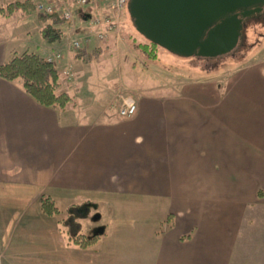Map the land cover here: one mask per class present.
Masks as SVG:
<instances>
[{"label":"crops","instance_id":"crops-1","mask_svg":"<svg viewBox=\"0 0 264 264\" xmlns=\"http://www.w3.org/2000/svg\"><path fill=\"white\" fill-rule=\"evenodd\" d=\"M12 1L23 0L0 7ZM31 18L0 16V64L14 51V24L38 30H23L24 50L44 56L59 44L42 39L43 23ZM171 86L136 93L131 117L99 122L72 119L69 107L43 106L20 80L0 78V199L81 207L78 222L99 223V238L87 263L92 245L72 242L77 264H230L264 213V61ZM55 215L46 216L57 227Z\"/></svg>","mask_w":264,"mask_h":264},{"label":"rangeland","instance_id":"rangeland-1","mask_svg":"<svg viewBox=\"0 0 264 264\" xmlns=\"http://www.w3.org/2000/svg\"><path fill=\"white\" fill-rule=\"evenodd\" d=\"M77 7L78 11L75 9ZM82 7L85 6L77 3L70 5L72 19H64L63 27L58 26L61 40L54 49L55 53L60 51L62 56L53 62L59 71L60 90L64 91L68 87L69 95L72 94L73 97L74 105L67 106L76 116H72V119L84 117L99 122L115 120L120 117L118 108L122 100L126 97L134 100L133 96L138 92L155 88L173 89L171 84L187 78L224 74L238 66L264 61V15L259 12L246 17L240 41L232 52L207 62L194 55L178 54L163 46L156 48L155 60L147 59L135 48L137 43H146L147 40L135 29L128 11L124 9L117 21L118 30L114 32L117 35L107 32L103 38L98 39L93 34L89 44L82 46L87 50L98 47L102 49L98 58L84 64L75 58L76 51L81 48H73L71 42L75 39L81 40L85 33H89V18L93 15L102 16L104 12H111L112 9L107 0L92 1L87 12ZM37 11L36 8L30 12L35 16L31 19L38 20ZM31 19L27 21L32 22ZM14 25L17 32L13 31L12 48L21 52L23 30L31 29L32 36L37 35L38 30L29 22ZM99 28L102 30L105 25ZM27 49L35 50L33 47ZM46 55L53 56V53L47 52ZM26 201V196L18 199L5 195L0 199V220H4L1 221L3 227L0 228V233L7 244V250L3 258L0 256V262L77 264L76 251L80 248L72 243L74 234L79 232L86 238L91 237L94 232H98L95 229L99 223L78 222L81 213L84 215V210L81 207L77 210L75 207L76 210L67 212L60 209L56 213L55 216L58 215L59 219L56 227L52 220L40 213L37 206H25ZM90 212L93 211L90 209ZM246 230L230 264H264V213H261L259 220L256 219L247 226ZM94 247L92 245L86 248L84 263L96 260L91 257ZM66 251L68 252L64 253Z\"/></svg>","mask_w":264,"mask_h":264},{"label":"water","instance_id":"water-1","mask_svg":"<svg viewBox=\"0 0 264 264\" xmlns=\"http://www.w3.org/2000/svg\"><path fill=\"white\" fill-rule=\"evenodd\" d=\"M264 0H129L135 29L181 55L214 59L232 52L246 17ZM239 11V12H237ZM240 15V17H238Z\"/></svg>","mask_w":264,"mask_h":264},{"label":"trees","instance_id":"trees-1","mask_svg":"<svg viewBox=\"0 0 264 264\" xmlns=\"http://www.w3.org/2000/svg\"><path fill=\"white\" fill-rule=\"evenodd\" d=\"M125 9L128 11V4ZM18 10L24 14H29L36 10V4L30 0L12 1L0 7V16L9 17ZM36 15L38 20L44 24L39 31L42 39L50 43L60 41L61 32L57 28L62 26L64 19L59 13L46 14L37 11ZM157 47V44L148 40L146 43L135 45V48L149 60L156 59ZM101 53L102 49L99 47L92 50L81 48L76 51L75 58L84 64H89L93 59L98 58ZM59 76L56 65L47 61L45 56L34 50L11 51L10 56L0 64L1 79L6 81L20 80L23 90L36 102L46 107L64 110L68 105H74V101L68 92L60 90ZM40 210L46 215L58 213L53 199L49 196L41 197ZM98 238L97 233L88 238L76 233L72 238V242L80 247H86L94 244Z\"/></svg>","mask_w":264,"mask_h":264},{"label":"built area","instance_id":"built-area-1","mask_svg":"<svg viewBox=\"0 0 264 264\" xmlns=\"http://www.w3.org/2000/svg\"><path fill=\"white\" fill-rule=\"evenodd\" d=\"M92 1L99 0H53V2L48 3H38L36 8L46 14L59 13L63 19H72V10L70 5L72 3H77L79 5L88 6ZM112 11L104 12L102 16L93 15L89 18L90 31L87 32L81 40L75 39L71 42L73 48H81L82 46H87L91 41L92 35L94 34L96 38L101 39L105 36V33H114L118 30V18L121 12L124 11L128 0H107ZM109 12V13H108ZM108 13V14H107ZM102 18L104 20H102ZM105 28L100 30V26ZM115 34V33H114ZM117 35V34H115ZM61 53L54 52L53 56H46V60L50 62H55L60 59ZM136 111V103L131 97H126L122 100L121 106L118 108V113L121 117L127 118L131 117Z\"/></svg>","mask_w":264,"mask_h":264},{"label":"flooded vegetation","instance_id":"flooded-vegetation-1","mask_svg":"<svg viewBox=\"0 0 264 264\" xmlns=\"http://www.w3.org/2000/svg\"><path fill=\"white\" fill-rule=\"evenodd\" d=\"M258 6H261V7H262V11L259 12V13L262 14V15H264V3H263V4H260V5H258ZM237 12H239V11H237ZM238 17H240V15H239ZM245 20H246V19H244V22H245ZM244 22H243V23H244ZM205 60L208 62L209 60L211 61L212 59H205Z\"/></svg>","mask_w":264,"mask_h":264}]
</instances>
